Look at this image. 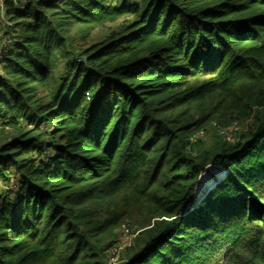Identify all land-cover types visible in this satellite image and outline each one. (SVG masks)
Returning <instances> with one entry per match:
<instances>
[{
	"label": "trees",
	"instance_id": "trees-1",
	"mask_svg": "<svg viewBox=\"0 0 264 264\" xmlns=\"http://www.w3.org/2000/svg\"><path fill=\"white\" fill-rule=\"evenodd\" d=\"M0 46V264H264V0H0Z\"/></svg>",
	"mask_w": 264,
	"mask_h": 264
},
{
	"label": "rangeland",
	"instance_id": "rangeland-1",
	"mask_svg": "<svg viewBox=\"0 0 264 264\" xmlns=\"http://www.w3.org/2000/svg\"><path fill=\"white\" fill-rule=\"evenodd\" d=\"M120 25H121V22L116 23V24H111L105 28H99L95 30L88 38L84 40L79 39V38L75 39L71 44L72 45L71 49L73 50L74 53L71 54V57H69L68 59L77 60L79 63L81 50L93 45L94 43L107 39L112 33H115L120 29ZM64 71H65V61L62 58H60L58 69H57V75L63 74ZM205 195L200 200L195 198V201H197V204L203 200ZM191 206L192 205H190L189 208H191ZM126 228L128 232L124 233V231H122L121 229L118 234V239H119V242L122 241V242H125L126 244H130V241H132V237L136 234V232H138L137 231L138 230L137 221L131 220L130 222H127Z\"/></svg>",
	"mask_w": 264,
	"mask_h": 264
},
{
	"label": "built area",
	"instance_id": "built-area-1",
	"mask_svg": "<svg viewBox=\"0 0 264 264\" xmlns=\"http://www.w3.org/2000/svg\"><path fill=\"white\" fill-rule=\"evenodd\" d=\"M1 57H2V49H1V46H0V60H1ZM79 61H80V63H83L84 62V59L82 58ZM235 130H238L237 124H235ZM224 133L226 134L228 140H231L232 139V135L230 133H228L226 131ZM122 231H124V233H127L128 232V230L126 228V224L123 225ZM120 242H121V244H118L117 245L118 246V249L114 250V253H115V251L122 250L127 245H130V244H126L125 242H122V241H120ZM130 243H131V241H130ZM113 261L116 262V259H113Z\"/></svg>",
	"mask_w": 264,
	"mask_h": 264
}]
</instances>
